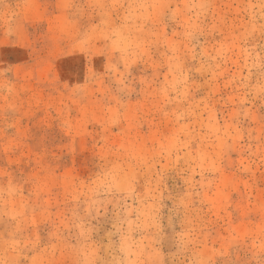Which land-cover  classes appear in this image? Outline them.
Returning a JSON list of instances; mask_svg holds the SVG:
<instances>
[{"label":"rangeland","instance_id":"obj_1","mask_svg":"<svg viewBox=\"0 0 264 264\" xmlns=\"http://www.w3.org/2000/svg\"><path fill=\"white\" fill-rule=\"evenodd\" d=\"M0 264H264V0H0Z\"/></svg>","mask_w":264,"mask_h":264}]
</instances>
